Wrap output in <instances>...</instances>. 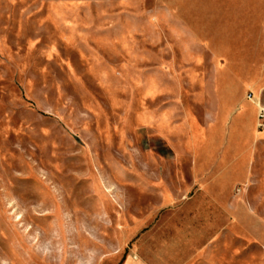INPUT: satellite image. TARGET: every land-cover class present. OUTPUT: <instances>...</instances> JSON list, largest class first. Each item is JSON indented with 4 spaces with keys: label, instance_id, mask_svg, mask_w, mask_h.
<instances>
[{
    "label": "rangeland",
    "instance_id": "374dc122",
    "mask_svg": "<svg viewBox=\"0 0 264 264\" xmlns=\"http://www.w3.org/2000/svg\"><path fill=\"white\" fill-rule=\"evenodd\" d=\"M259 106L264 0H0V264H264Z\"/></svg>",
    "mask_w": 264,
    "mask_h": 264
},
{
    "label": "built area",
    "instance_id": "2783aa9c",
    "mask_svg": "<svg viewBox=\"0 0 264 264\" xmlns=\"http://www.w3.org/2000/svg\"><path fill=\"white\" fill-rule=\"evenodd\" d=\"M249 99L251 100V97H249ZM258 114H259V119L264 121V107L259 106Z\"/></svg>",
    "mask_w": 264,
    "mask_h": 264
},
{
    "label": "crops",
    "instance_id": "0c3cea01",
    "mask_svg": "<svg viewBox=\"0 0 264 264\" xmlns=\"http://www.w3.org/2000/svg\"><path fill=\"white\" fill-rule=\"evenodd\" d=\"M127 264H136V263H134V262H132V261H128Z\"/></svg>",
    "mask_w": 264,
    "mask_h": 264
}]
</instances>
